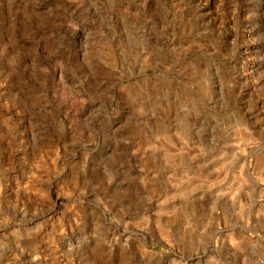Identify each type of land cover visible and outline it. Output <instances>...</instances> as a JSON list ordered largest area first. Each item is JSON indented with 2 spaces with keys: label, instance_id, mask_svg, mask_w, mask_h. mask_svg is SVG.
<instances>
[{
  "label": "rangeland",
  "instance_id": "rangeland-1",
  "mask_svg": "<svg viewBox=\"0 0 264 264\" xmlns=\"http://www.w3.org/2000/svg\"><path fill=\"white\" fill-rule=\"evenodd\" d=\"M0 264H264V0H0Z\"/></svg>",
  "mask_w": 264,
  "mask_h": 264
}]
</instances>
